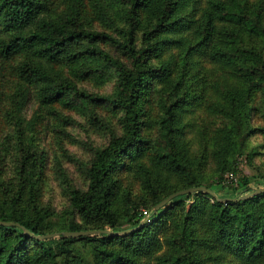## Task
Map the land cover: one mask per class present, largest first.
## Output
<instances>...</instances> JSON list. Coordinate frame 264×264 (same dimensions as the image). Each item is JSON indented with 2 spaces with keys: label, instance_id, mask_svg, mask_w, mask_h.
Instances as JSON below:
<instances>
[{
  "label": "trees",
  "instance_id": "16d2710c",
  "mask_svg": "<svg viewBox=\"0 0 264 264\" xmlns=\"http://www.w3.org/2000/svg\"><path fill=\"white\" fill-rule=\"evenodd\" d=\"M77 1L69 0L62 13L49 14L44 12L43 0H0V53L27 49L30 58L20 61L19 74L34 87L38 100L47 102L66 90H74L78 96L85 92L72 78L54 76L43 66L44 62L56 60L71 42L101 39L116 42L128 54L129 63L111 55L97 43L68 54L90 51L116 67L117 90L95 97L108 99L122 108V130L112 131L106 142L93 150L85 168L87 185H68L67 201L62 209V214L68 218L64 220L63 216L51 220L48 213L53 207L37 202L38 154L35 156L24 149L18 158L14 186L11 182L0 192V219L19 221L33 232L104 226L122 229L137 224L144 215L138 204L134 202L116 211L111 206V197L117 181L114 170L122 157L148 147L144 145L146 137L141 132V92L149 88L151 80L162 81L164 98L160 101L161 112L157 117L159 137L150 148L149 158L164 171L179 175L181 184L156 190L150 175L145 174V183L153 192L150 203L145 205L147 208L183 186L204 183L216 191V183L220 187L223 185L219 183L222 174L230 169L237 170L238 155L244 153L252 160L257 149L254 145L247 146L248 135L257 129L264 131V124L251 122L249 101L254 90L260 88L264 118V49L256 42L261 38L264 45V19L258 3L261 0L252 3L248 0H205L197 15L193 3L187 8L189 0H125L123 37L106 29L84 26L77 17ZM140 9H144L147 20L137 36L135 23ZM172 42H186L180 70L175 76L168 58L153 59ZM192 48L217 61L226 72L225 77L213 82L215 90H221L222 99L226 100L218 99L214 103L213 109L221 111L220 119L206 147L194 155L187 152L183 135L185 122L181 117V110L187 103L191 104L193 97L186 65V55ZM145 82L147 87L143 85ZM15 102L17 107L21 106L20 99ZM208 150L213 169L205 173L203 162ZM261 174L242 173L236 178L240 187L235 185L231 187L234 191L217 194L238 196L250 186V179ZM170 203L178 204L180 211L172 218V226L164 237L166 249L155 255L154 264H203L199 248L210 246H220L233 253L243 264H264V191L219 199L203 189L178 193L156 209L151 206L139 226L123 233H59L57 237L40 238L28 234L14 222H0V264H29L35 255L29 252L33 244L51 264L56 263L54 254L57 251L63 252L59 264H146L138 254L160 246L157 232L170 218V209H164ZM73 240H85L90 244L91 259L71 249L73 245L69 243Z\"/></svg>",
  "mask_w": 264,
  "mask_h": 264
},
{
  "label": "rangeland",
  "instance_id": "374dc122",
  "mask_svg": "<svg viewBox=\"0 0 264 264\" xmlns=\"http://www.w3.org/2000/svg\"><path fill=\"white\" fill-rule=\"evenodd\" d=\"M68 1L43 0L44 12L62 13ZM253 1L258 2L248 0L249 3ZM192 3L197 15L205 5V0H189L187 8ZM258 3H260L261 16L264 19V0ZM75 7L77 17L84 26L106 29L118 37H123L126 26L125 0H78ZM137 15L135 33L139 36L140 29L147 18L144 9H140ZM256 42L264 49L261 38H257ZM94 43L107 49L111 55L124 62H130L128 54L122 47L109 39L96 40V42L88 40L71 42L56 60L44 62L43 66L56 77L72 78L85 93L78 96L74 90H66L57 98L47 102H40L34 87L29 86L19 74L20 61L30 58L27 49L18 48L8 54L0 53V192L4 185L10 186L12 182L11 186H14L18 158L24 149L35 156L38 154L36 199L42 205L47 203L53 207L48 213L51 220L60 219L62 216L63 220L68 218L65 213L62 214L67 201L68 185L70 183L82 187L87 185L85 168L92 158L93 150L104 144L112 131L122 130L120 120L122 108L114 106L108 99L95 97L117 90L116 67L101 55L90 51L68 54L69 51L80 50ZM185 43L168 44L153 57L154 61L168 58L175 76L180 70L181 55L186 48ZM186 65L190 84L194 90H192L191 104L187 103L181 110V117L185 122L183 135L187 152L194 155L206 147L220 119L221 111L213 109L214 103L218 99L222 102L226 100L224 97L222 99L221 90H215L213 82L225 77L226 72L221 64L211 60L199 49H190L186 55ZM227 79L230 80L231 77ZM145 84L146 82L143 84L144 87L149 86V88L141 92V132L146 137L144 145L148 144V147L136 154L124 155L114 170L117 181L111 197V206L116 211H121L135 202L144 214H148L149 208L153 205L148 208L145 205L150 203L153 192L145 183V174L150 175L156 190L181 184L179 175L164 171L149 158L152 150L150 148L159 137L157 117L161 112L160 101L164 98V93L161 80H151L150 85L145 86ZM18 99L21 100L20 107L16 106L15 100ZM249 101L252 104L251 122L255 125L264 124L260 88L254 90ZM252 145L257 149L252 160H248L244 153L238 155L235 162L237 170L225 171L219 181L223 185L221 187L218 183L214 185L217 187V193L226 194L234 191L231 189L232 186L240 187L236 178L242 173L262 172L256 178L250 179L249 183L247 182L250 186L242 192L264 184V131L257 129L248 135L247 146ZM212 169L213 162L208 150L203 162V170L205 173H210ZM167 208L170 209V218L168 217L161 224L157 232L160 246L138 254V258L146 264H154L155 255L166 249L164 237L172 226V218L180 211L176 203L164 206V209ZM78 218L80 219V216ZM166 224L167 227H165ZM51 236L57 237L58 234ZM69 244L73 245L71 246L73 251L91 259L88 242L73 240ZM29 252L35 254L29 264H51L46 255H41V249L38 246L31 245ZM62 253L57 251L54 254L56 258L54 264H59ZM199 254L203 255V264H243L238 256L220 249V246L199 248ZM110 264L118 263L110 262Z\"/></svg>",
  "mask_w": 264,
  "mask_h": 264
},
{
  "label": "water",
  "instance_id": "95a60500",
  "mask_svg": "<svg viewBox=\"0 0 264 264\" xmlns=\"http://www.w3.org/2000/svg\"><path fill=\"white\" fill-rule=\"evenodd\" d=\"M196 189H203L207 192H209L212 196L219 198V199H226V198H239V197H245L247 195L250 194H255L261 191H264V184L262 185H257L252 187L249 190H245L244 192L240 193L238 196H230V195H218L217 192L211 188L210 186L204 184V183H200V184H192V185H188V186H183L180 188H177L175 190H172L170 192H168L165 196H163L162 198H160L157 202H155L153 204V209H156L158 206L162 205L165 201H167L169 198H171L172 196L184 192V191H191V190H196ZM147 217V213H145L140 221L132 226H126L122 229H111L107 226L104 227H90V228H79V229H60V230H53V231H46V232H33L31 229H29L26 225H24L23 223L19 222V221H13V220H9V219H0V222L2 223H16L18 225H20L25 232H27L30 235H33L35 237H45V236H51L54 234H66V235H79V234H85V233H93V232H108V233H123V232H127L137 226H139Z\"/></svg>",
  "mask_w": 264,
  "mask_h": 264
}]
</instances>
